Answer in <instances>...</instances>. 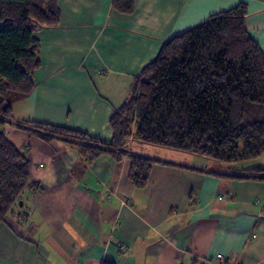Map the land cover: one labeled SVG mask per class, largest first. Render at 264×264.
Segmentation results:
<instances>
[{
  "label": "crops",
  "instance_id": "1",
  "mask_svg": "<svg viewBox=\"0 0 264 264\" xmlns=\"http://www.w3.org/2000/svg\"><path fill=\"white\" fill-rule=\"evenodd\" d=\"M133 1L122 13L113 0H57L58 24L35 34L41 62L14 117L111 139V113L163 43L240 3L264 53V0ZM4 130L43 189L0 222V264H264V178L246 171L264 169V154L228 169L130 139L128 150L156 160L139 188L127 157L87 160L14 122Z\"/></svg>",
  "mask_w": 264,
  "mask_h": 264
},
{
  "label": "trees",
  "instance_id": "2",
  "mask_svg": "<svg viewBox=\"0 0 264 264\" xmlns=\"http://www.w3.org/2000/svg\"><path fill=\"white\" fill-rule=\"evenodd\" d=\"M113 7L130 13L134 1L113 0ZM246 15L247 6L240 3L167 39L135 77L127 101L111 113L113 134L106 140L14 117L12 104L32 92L41 62L35 34L58 24L59 8L57 0H0V222L25 194L43 189L31 180L26 155L7 138L9 122L45 142L62 140L87 160L102 152L127 157L128 176L139 188L147 184L156 160L128 150L130 139L228 169L263 155L264 53L246 30ZM246 171L264 178L260 166Z\"/></svg>",
  "mask_w": 264,
  "mask_h": 264
},
{
  "label": "rangeland",
  "instance_id": "3",
  "mask_svg": "<svg viewBox=\"0 0 264 264\" xmlns=\"http://www.w3.org/2000/svg\"><path fill=\"white\" fill-rule=\"evenodd\" d=\"M134 142L139 143L136 140ZM141 144H143V143H141ZM145 146H147L148 153H155L152 148H156L155 150H162V152H164L163 155L170 154V153H167V152H171V153H175V154H182L184 156H187V158H190V157H194L195 156L194 158H197V159L201 160V158L199 156H196V155L191 156L192 154H189V153H185V152H181V151H176V150H173V149L161 148V147H157V146H153V145H149V144H146ZM257 161H258V158L250 159V160H244V161L236 162V163L232 164V166H235L236 168H245V167H248V166L253 165Z\"/></svg>",
  "mask_w": 264,
  "mask_h": 264
},
{
  "label": "built area",
  "instance_id": "4",
  "mask_svg": "<svg viewBox=\"0 0 264 264\" xmlns=\"http://www.w3.org/2000/svg\"><path fill=\"white\" fill-rule=\"evenodd\" d=\"M217 260H219L220 262H223V256L222 254H217Z\"/></svg>",
  "mask_w": 264,
  "mask_h": 264
},
{
  "label": "water",
  "instance_id": "5",
  "mask_svg": "<svg viewBox=\"0 0 264 264\" xmlns=\"http://www.w3.org/2000/svg\"><path fill=\"white\" fill-rule=\"evenodd\" d=\"M19 205H20V206H22V205H23V202H22V201H20V202H19Z\"/></svg>",
  "mask_w": 264,
  "mask_h": 264
}]
</instances>
